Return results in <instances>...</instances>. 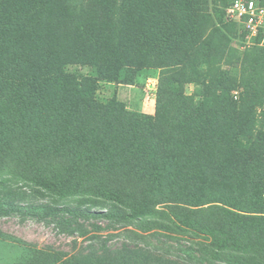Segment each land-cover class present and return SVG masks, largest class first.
<instances>
[{"label":"trees","instance_id":"trees-1","mask_svg":"<svg viewBox=\"0 0 264 264\" xmlns=\"http://www.w3.org/2000/svg\"><path fill=\"white\" fill-rule=\"evenodd\" d=\"M230 3L0 0V217L86 237L78 264H264V44L232 46ZM143 69L152 115L97 99Z\"/></svg>","mask_w":264,"mask_h":264},{"label":"rangeland","instance_id":"rangeland-1","mask_svg":"<svg viewBox=\"0 0 264 264\" xmlns=\"http://www.w3.org/2000/svg\"><path fill=\"white\" fill-rule=\"evenodd\" d=\"M226 9L225 20L237 24L232 46L242 51L257 43L255 39H248L242 25L232 19ZM225 64L223 69L235 75L238 73L239 61L235 58L231 65ZM203 69L204 66H201V72L199 71L202 75ZM67 70L83 75H92L94 71L92 67L81 65H69ZM159 74L158 69H143L137 73L132 84L99 81L96 97L102 102L115 98L129 111L152 115L155 110ZM201 89L200 83L195 81L185 84L184 92L187 96L197 99ZM233 95H237V92L234 91ZM95 222L100 226L105 225L103 221ZM88 229L89 233L100 234L111 247L119 246L122 242H131V238H128L121 228L93 230L88 225ZM87 243L89 241L86 237L60 233L50 223L16 216L0 217V264H17L31 253L29 251L34 250L49 255L48 261L51 264H78L73 256Z\"/></svg>","mask_w":264,"mask_h":264},{"label":"built area","instance_id":"built-area-1","mask_svg":"<svg viewBox=\"0 0 264 264\" xmlns=\"http://www.w3.org/2000/svg\"><path fill=\"white\" fill-rule=\"evenodd\" d=\"M227 13L242 25L248 39L264 44V0H231Z\"/></svg>","mask_w":264,"mask_h":264}]
</instances>
